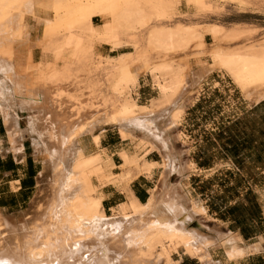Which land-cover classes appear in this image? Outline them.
<instances>
[{
    "label": "bare ground",
    "instance_id": "6f19581e",
    "mask_svg": "<svg viewBox=\"0 0 264 264\" xmlns=\"http://www.w3.org/2000/svg\"><path fill=\"white\" fill-rule=\"evenodd\" d=\"M217 1L226 3L232 0ZM141 2L143 4L142 0H0V49L19 46L31 40L26 24L29 17L42 23L45 28L64 26L71 31L76 24L101 16L127 31L148 30V46L163 53L165 57L187 50L193 41L201 37L191 26H152L151 16L141 8ZM156 5L160 6V3ZM41 10L49 16L39 17ZM248 33L251 32L237 28L227 30L217 24L208 25L206 30V34L214 42L227 43L235 42ZM209 55V67L213 69L218 66L226 71L246 98L255 100L256 103L264 99V42L252 43L243 49L216 45ZM127 56L129 55H123L121 61ZM170 63H155L149 68V75L158 92L164 96L170 95L166 99L164 113L176 107L166 129L160 127L163 115L147 125L142 121L130 125L126 120L129 109H138L140 112L154 110L151 109L153 106L146 108L136 103L130 87L138 86L139 77L137 79V75L126 68L113 85L114 94L122 97V105L115 116L91 123L80 132L65 127L58 132L53 127L58 125L54 123L45 133L50 137V147L39 137L35 119L29 123L26 133L38 135L42 143L40 145L33 137L35 153L45 158L39 174V177L45 178V194L33 208L35 212L25 217H7L0 213V264H176L167 261L166 254L188 255L200 262H211V249L219 247L225 250L227 259L230 260L243 258L254 250H264L263 242L254 246L255 248H248L244 247V241L240 237L222 234L211 237L197 230L193 225L206 212L186 191L185 197H182L175 186L171 189L169 198L163 197L170 161L171 171H177L176 160L169 154L173 153V148L168 135L171 129L179 125L183 107H177V95L183 93L187 83L185 75L188 73L185 74L184 69L177 70L179 64L175 69ZM8 70L7 65H0V75ZM2 77L0 112H3L4 124L8 129L9 151L12 150L15 155H23L21 139L25 131L16 128V107L10 104L2 109L1 104L6 101L2 92L6 87V92L12 98H16L17 94L8 84L10 76ZM106 127L118 128L122 140L129 142L134 141L135 132L140 130V143L136 144L140 153L147 157L152 151H159L165 156L159 164L164 170L162 187L152 191L145 203L137 202L127 191L126 202L113 208L112 216L105 213L104 197L98 196L96 190L98 181L113 178L112 170L115 165L107 151H86L84 141H81L84 135H91L92 142L97 143L102 136L99 132ZM120 155L127 164L136 159V154L131 150H122ZM156 165L158 164L144 161L137 163V169L140 172L146 169L150 174ZM184 171L181 162H178V175L183 176ZM119 179L116 182L124 186L123 179L120 176ZM126 179L128 182L129 179ZM178 187L182 192L186 190L184 185L179 184ZM163 245H168L169 250Z\"/></svg>",
    "mask_w": 264,
    "mask_h": 264
},
{
    "label": "rangeland",
    "instance_id": "374dc122",
    "mask_svg": "<svg viewBox=\"0 0 264 264\" xmlns=\"http://www.w3.org/2000/svg\"><path fill=\"white\" fill-rule=\"evenodd\" d=\"M142 1L143 4L141 2V8L151 16L152 26L169 25L174 27L176 24L191 26L194 32L198 31V34H196L201 37L193 41L187 50L179 51L165 57L163 53L157 52L148 46V30L134 31L133 29L127 31V29L125 30L123 27L115 25L112 20L101 16H94L103 20L101 23L97 22L101 25H95L93 23L94 17H92L86 22L76 24L71 31H68L64 26L45 28L42 23L39 24L29 17L26 24L29 32L33 33V39L19 46L0 49V65L5 64L9 67L8 72L0 75V77L3 76L2 78H4L9 75L8 84L10 83L9 86H12L17 94L16 98H12L6 92L8 87L3 89L2 92L4 93L3 95L6 96V101L1 102L4 106H2V109L7 108L10 104L16 107L15 109L18 114L16 128H19V121L23 127L28 128L29 123L35 119L34 124L37 125L39 130V137L50 147L52 145L49 140L50 137L48 138L45 133L49 131L54 123L58 125H53L58 132L61 131L62 127L66 129L71 128L75 132H80L91 123L115 116L122 105V97L114 94L113 85L126 68L131 72L133 71L132 73L137 75V79L139 77L138 81L140 80L141 74L150 77L151 85L145 88L147 96L151 98L147 104L140 103V98L138 97L139 84L137 87H130V92L139 106L146 108L153 106L151 109L154 108L153 111L147 110L145 112H140L138 109L137 111L129 109L126 120L130 125L138 121H142L144 125H147V123L150 124L163 115L160 127L166 129L171 122V113L176 107L164 113L166 99H168L170 95L164 96L160 94L155 88L154 83H152V78L149 75V68L152 64L173 62L175 65L172 63L170 64H172L175 69L177 64H179L177 70L184 69L183 71L185 74L188 72L185 75L187 83L192 73L199 70L203 71L205 76H208L214 70H218L223 72L234 82L223 69H220L218 66H215L213 69L211 66L209 67V54L211 51L216 45L243 49L252 43L258 44L259 42L260 44L264 42V0H232L226 3L217 0H183L186 5V9L184 8L183 11H180L182 0ZM157 3H160V6H157ZM38 16L46 18L49 15L41 10ZM212 24L222 25L227 30L237 28L251 33L246 34L232 43H227L225 41L214 42L211 38V40L208 41L210 43L208 45L205 42V37L207 36L206 30L208 29V25ZM102 44L109 45L112 50L130 47L131 51L117 57L103 56L96 52V47ZM34 47L42 49L43 57L41 61L34 62L32 56V48ZM126 54L130 57L127 56L123 59V61H126H121V57ZM146 76H144L145 83H147ZM229 78L223 80V83L218 84L219 79H217L216 76L210 75V79L207 81L208 85L205 86L200 101L190 111L185 122V126L190 125V127L187 128L189 132L191 130L196 131L192 137L194 140L193 142H196V144L194 143V147L196 146L194 150L195 154H192V156L196 157L200 155V157H205L206 160L212 163L213 161L218 162L221 159L227 160L231 158L223 147L225 139L221 141L216 136L221 127L228 125L229 122L242 115L244 111L255 106V100H247L248 98L240 93L241 91L238 90L239 88L235 83H232ZM187 83L184 86L183 93L179 94L181 97L179 95H177L178 98L176 97L178 103H181L180 105L177 103V107H183V110L185 109L184 90H186ZM0 114L3 116V112H0ZM182 114L183 111L180 114L179 123ZM46 124H48L49 127ZM193 124L196 126L193 127ZM152 128L155 127L153 126ZM177 129L178 128L171 129L170 136L168 135L170 144L173 148V153L171 152L169 154H177V156L179 154V156H181L184 149L180 144L176 143L177 140L175 139H180L182 135L180 129ZM185 134L189 135L188 133ZM28 135L31 137L32 145L33 137L36 138V141L40 142V145L42 144L38 135ZM134 135L136 136L134 141H127V148H123L122 150H131L136 154L137 160L135 159L133 163L129 164L124 163L125 168L130 167L137 169V163L139 164L141 161H146V157L140 153L137 147L140 143L139 139L141 138L140 130L136 131ZM100 142L101 138L97 143L92 142L94 147V149H92L93 151H106L101 148ZM190 142L193 143L192 140H190ZM261 142L264 143V137L258 140V145ZM191 143L188 145H191ZM122 150L119 151V155ZM259 151L262 153L263 164L256 160L258 155L256 152L244 154L241 156V163H235L240 172L233 167V174H230L232 171H226V168H222L219 174L211 178L210 184L215 187L211 189L212 193H207V199L212 197V201L217 203L218 208L223 210V212H227V210H225L227 202L237 200L250 201V199L246 197V188L253 190V192H249L251 193L250 197L253 201L264 194V174H261L260 171L257 170V168H264V147L260 148ZM152 152L159 153L162 159L165 157H163L164 154L159 151ZM36 155L41 165L44 164V156L41 154ZM177 160L180 162L179 159ZM43 166L44 165H42V167ZM162 176L163 173L160 175L159 185L154 188L156 191L162 187ZM179 176L181 177V175ZM119 180V177L115 176L111 180L102 179V181H98L96 190L97 195L99 194L98 196L105 198L103 192L104 185L110 183L117 185ZM167 180L168 182L162 191L164 194L163 197L165 198H169L171 194L169 186L175 185L176 183L179 184L181 182L185 184L187 193L192 192L190 184L196 188L193 179L188 181L184 178H178L176 175L171 176L169 173ZM45 184V178L39 177L38 187L34 198L30 202L28 207L29 213L27 214L35 212L33 208L43 199L42 196L44 197L46 188ZM183 193L184 192L180 191V195L185 197L186 194ZM192 194L196 196L194 192H192ZM111 213L112 214L108 216L114 214L112 210ZM235 213L239 216L242 215V208L237 209ZM27 214L14 218L25 217ZM216 217L218 216H214V218ZM198 218L199 219L196 220L193 226L203 234L206 233V235L209 234V236H212L214 232V230L211 229L212 227L203 222L200 217ZM163 246L169 250L168 245ZM158 250H160V248ZM156 252L158 251L156 250ZM174 255L176 254H166V260L176 262L177 264Z\"/></svg>",
    "mask_w": 264,
    "mask_h": 264
},
{
    "label": "crops",
    "instance_id": "0c3cea01",
    "mask_svg": "<svg viewBox=\"0 0 264 264\" xmlns=\"http://www.w3.org/2000/svg\"><path fill=\"white\" fill-rule=\"evenodd\" d=\"M184 8L186 9V5L182 0L180 11H183ZM97 22L101 23L103 20L99 17H94L93 23L95 25H101ZM30 36L31 39H33L32 32L30 33ZM209 40H211V37L207 35L205 37V42L208 45L210 44L208 42ZM130 51V47L112 50L107 44L98 45L96 47L97 53L110 57H117ZM32 56L34 62L41 61L43 57L42 49L39 47L32 48ZM210 75L216 76L217 79H219L218 84L223 83V80L229 78L223 72L218 70H214L208 76H205V73L199 70L192 73L191 77L188 79L184 93L185 109L181 115L180 123L176 127L180 129L182 137L180 139L175 137V140H177L176 143L180 144L184 150L181 156H179V154L177 156L176 153V155H172V158H174L177 163V171H171V161L169 163L168 170L171 176L176 175L178 178H184L188 181L193 179L195 181L194 184L196 185V188H194L191 184L190 188L196 196H193L192 192H189V194L200 203L201 207L205 209L206 213L200 215L199 217L203 222L212 227L211 229L214 230L212 234L213 237H217L219 234L237 236L244 241V247L248 248H255L254 246L263 242L262 247L264 249V194L253 201L250 197L251 193H249L250 191L253 192V190L246 188V197L247 199H250V201L237 200L227 202V206H225V210H227V212H223V210L218 208L217 203L212 201V197L207 199V193H212L211 189L215 187L210 184L211 178H213L216 174H219L222 168H226V171H232L230 174H233V167H235L238 172H240V170L236 167L235 161L232 158H228L227 160L221 159L218 162L213 161L212 163L206 160L205 157H200V155L196 157L192 156V154H195L194 150L196 149V146L194 147V143L196 144V142H193L194 140L192 137L196 131L191 130L189 132L187 128L190 127V125L185 126V122L186 118L190 114V111L200 101L205 86L208 85L207 81L210 79ZM144 76L146 75L141 74L138 88V97L140 98L141 104H147L151 99L147 96L145 90L147 86L151 85V82L149 77L146 76L147 83H145ZM229 80L232 82L230 78ZM261 102H264V99L259 100L258 103L255 102V105H258ZM192 126L194 127L196 125L193 124ZM26 129L27 127H23L19 121L18 130L25 131ZM99 133L102 135L100 142L101 148L109 153L112 163L115 165V168L112 170V173L114 174L113 177L120 176V178L124 181V186L122 183H118L119 186L111 183L104 185L103 192L105 194V198L103 200V207L105 213L107 215H111V210L113 208L125 203L127 200V191L139 203L148 201L151 197L152 191H154V188L159 185L160 175L164 172L163 167L159 165L163 161L161 155L159 153L151 152L145 158L149 164H158L153 168V172L150 174L146 169L143 170L144 172H140L136 168H125V165H123L125 162L123 158L120 157L119 151L123 148H127V141L122 140L118 129L115 127H106ZM185 133H188L189 135H186ZM190 140H192L193 143H191ZM21 141L23 146V155L21 153L19 155H15L12 150L9 151L10 143L8 129L4 124L3 116L0 114V213L4 216L6 215L7 217H20L29 213L28 207L35 196V192L38 187L39 174L42 171L41 162L34 151L31 137L26 133V131L24 132ZM81 141H84V143H82L85 144L84 146L86 151L94 149L91 135H85ZM189 143H191V145H188ZM201 153L203 154L202 151ZM177 159L180 160L185 170L184 175L181 177L178 175ZM140 163H143V161ZM257 170H259L261 174H264V168H257ZM126 178L129 179L128 182ZM179 184L185 186V184L181 182ZM179 184L176 183L175 185H170L169 189L171 190L176 186L178 188V192H180L181 189L178 187ZM185 191L186 190L183 192ZM235 206L236 208L230 211V208ZM240 208H242L243 214L239 216L235 213V211ZM214 216L218 217L214 218ZM174 257L177 264H264V250L257 252L254 250V252L252 251L243 258L237 260L227 259L228 257L222 247L211 249V262H200L188 255L180 256L177 254L174 255Z\"/></svg>",
    "mask_w": 264,
    "mask_h": 264
},
{
    "label": "trees",
    "instance_id": "16d2710c",
    "mask_svg": "<svg viewBox=\"0 0 264 264\" xmlns=\"http://www.w3.org/2000/svg\"><path fill=\"white\" fill-rule=\"evenodd\" d=\"M216 136L221 141L225 139L223 147L235 163H241L242 155L256 152V160L263 164L259 149L264 147V143L258 145V140L264 137V102L244 111L228 125L222 126ZM235 208L236 206L231 207L230 211Z\"/></svg>",
    "mask_w": 264,
    "mask_h": 264
}]
</instances>
